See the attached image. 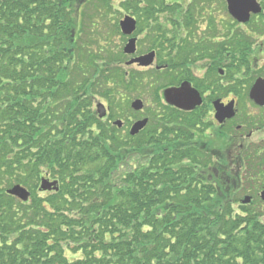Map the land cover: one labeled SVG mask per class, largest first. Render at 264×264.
I'll return each instance as SVG.
<instances>
[{"label":"trees","instance_id":"1","mask_svg":"<svg viewBox=\"0 0 264 264\" xmlns=\"http://www.w3.org/2000/svg\"><path fill=\"white\" fill-rule=\"evenodd\" d=\"M88 1L0 0V264H264V224L252 208H233L242 187L199 164L189 135L177 143L169 121L132 139L97 120L94 99L109 120L120 115L124 72L121 54L95 65L71 46ZM257 1L262 21L246 25L227 72L242 73L245 96L255 35L264 41ZM44 176L59 182L56 194L31 204L5 194L35 190Z\"/></svg>","mask_w":264,"mask_h":264},{"label":"flooded vegetation","instance_id":"2","mask_svg":"<svg viewBox=\"0 0 264 264\" xmlns=\"http://www.w3.org/2000/svg\"><path fill=\"white\" fill-rule=\"evenodd\" d=\"M204 1L125 0L124 17L134 21V25L128 29L129 33L122 37L124 46L134 41L133 53L124 55L125 111L127 115L131 114L128 120L133 121V124L148 119L147 127L138 135L141 137L154 132L156 135L162 134L161 126L172 121L173 138L177 143H183L189 135V148L192 147L191 151L200 162L205 161V155L217 156L232 146V139L227 136L230 129L236 133H242L244 129L249 130L247 135L239 134V148L243 150H247L253 131L259 135L264 130V108L249 102L262 114L258 115L257 112L238 118V109L242 107L238 104V94L233 91L242 90L245 79L242 73L236 74V79L234 77L232 80H229L227 75L229 66H236L242 55L244 25L230 17L231 22L228 24L222 16H217L215 4L222 6L224 13L228 15L223 0ZM76 37L77 34L71 36L73 43ZM231 45L236 47V54L239 55L236 63L229 59L228 46ZM148 55L152 57L147 59L144 65L138 62V59ZM184 83H188L197 93L200 102L190 110L171 107L163 97L165 90L178 89ZM228 88H231L232 92L228 93ZM146 95H149V100L145 99ZM136 100L143 102L144 107L140 112L131 110V104ZM231 100L235 101V118L218 121L214 103L218 101L226 107ZM37 103L35 101L34 106ZM96 103H91L90 109L93 111L98 105ZM150 103L159 107L155 111L157 114H154L157 118L153 120L154 125L158 127L157 131L148 130L152 118L146 112ZM105 111L106 116L102 121L112 124L117 120L109 121V109L105 107ZM235 119L241 124H233ZM128 120L124 123L127 124ZM132 124L122 127L125 135L129 133ZM261 143L264 144V140ZM258 150L264 152L262 149ZM249 181L252 184L261 183L260 179ZM54 193L31 190V195L38 197Z\"/></svg>","mask_w":264,"mask_h":264},{"label":"rangeland","instance_id":"3","mask_svg":"<svg viewBox=\"0 0 264 264\" xmlns=\"http://www.w3.org/2000/svg\"><path fill=\"white\" fill-rule=\"evenodd\" d=\"M121 2H123V0H114L112 10L101 5L99 1L92 2V0H90L88 1V3L92 4L86 5V3L85 6L82 5L81 11L79 13L80 26L82 29H80L81 33L76 37L77 41L75 46V48L81 50L82 60L86 59V62H89V64H91V62H94L93 64L95 65L96 63L99 64V62L103 60L100 51L103 53L106 50L110 56H118V48H122L123 46V40L119 37L117 31L118 22L122 20L124 16V11L119 6ZM202 2L205 1L202 0ZM214 9L218 17L222 16V18H224L228 24L231 22V19L229 18L230 16L224 13V9L222 6H218L215 4ZM259 17L251 22L254 26L262 21L261 17ZM249 27L245 28L248 33L250 30ZM254 40L255 45L259 46V49L261 50L258 51L256 50L257 47H254L253 50L255 53L250 54L249 61H252L253 59L258 60L255 67L253 68V74L246 76V80L248 81L253 77H255L254 81L260 78H264V41L260 40L256 35ZM104 48L105 50H103ZM92 67L95 68L94 65H92ZM120 68L122 70L124 69V61H122V65ZM145 99L149 100V95H146ZM125 100L126 98L118 100L120 109H125ZM96 104L107 107V104L104 101L98 100ZM238 104L242 107V109H238V118L245 117V115L249 114L252 115L258 112L253 105H250L247 98H244L242 95L240 96ZM158 108V106H154L152 103H150V107L148 108V111L146 113H149L150 116H152L156 113L155 111L158 110ZM261 114L262 112H258V115ZM128 117L129 115L125 116L124 118L119 117L117 119H123L124 121H127ZM124 121L123 126H130L133 122L132 121L131 123L125 124ZM234 121L236 122L233 124H241L238 122V119H235ZM153 125L154 122L152 121L150 126L148 127V130L152 131ZM123 131L124 129L119 132V134L122 136L126 134ZM248 133L249 130L246 129H244L242 133H236V131L230 129L227 133V136L232 139V146H229L227 151L223 150L221 154H218L214 157L216 164L213 166V168L216 171H220L225 179H227L226 176L229 175L233 177L232 181H235L236 179L239 185H241L242 189L239 193L240 195L238 197V201L233 204V208L238 213H242V211L240 210L241 207H245V209L252 208L253 210H255V217H258L259 220L264 224V199H262L261 195L262 193H264V152H260L258 150H264V144L261 143V141L264 140V130L259 135L255 134L256 132L253 131L252 138L250 139L247 150H243L242 148L240 149L239 145L241 143V138H239V134H242L244 136ZM259 136L260 138H258ZM140 140L142 139L140 138ZM133 163L132 166L135 165V163ZM136 167H138V163ZM214 170L211 169L210 171L214 172ZM251 179H260L261 183L252 184L249 181ZM44 196L45 195H42V197H38L37 195H32V197L36 198L37 200L45 198ZM30 199L31 197L28 199V202L31 204L33 199ZM245 199H249V202L246 204L240 203L241 200L244 201ZM228 229H230V225L228 226ZM218 234L226 235V232L220 231ZM65 256H67L69 260H75L80 257L79 255H72L69 252H65Z\"/></svg>","mask_w":264,"mask_h":264},{"label":"water","instance_id":"4","mask_svg":"<svg viewBox=\"0 0 264 264\" xmlns=\"http://www.w3.org/2000/svg\"><path fill=\"white\" fill-rule=\"evenodd\" d=\"M227 3V8L229 14L238 22L247 23L250 19L251 14L260 13L261 9L257 4L256 0H225ZM134 25L133 21H130L128 18H124L123 21L120 22L119 26L121 29V33L123 35H127L128 29L132 28ZM134 49V41H131L129 45H127L123 52L133 53ZM152 57L151 55L142 57L138 59V62L144 65L145 61ZM164 98L166 102L170 106H174L184 110L193 109L200 102L198 100V95L195 93L193 89H191L188 83H184L178 89H169L164 92ZM249 98L254 101L259 106H264V78L257 79L252 86L249 92ZM197 102H194L196 101ZM143 107L141 101H135L132 104V109L134 111H139ZM214 108L216 111V119L220 122L226 119H231L234 116L233 111V102L229 103L226 107L219 104V102L214 103ZM97 111L99 113V117L102 118L105 116L103 108L101 106L97 107ZM147 124V120L140 121L135 123L130 129V136L137 135L141 130L145 128ZM117 127H121V122L117 121L114 123ZM57 182L49 183L48 181L42 180L40 184V189L42 191L46 190H57L55 188ZM7 195L18 198L22 202H27L29 198V193L21 188L20 186L13 187L11 190L7 191ZM262 199H264V193L261 194ZM249 202V199H245L242 201V204H246Z\"/></svg>","mask_w":264,"mask_h":264}]
</instances>
